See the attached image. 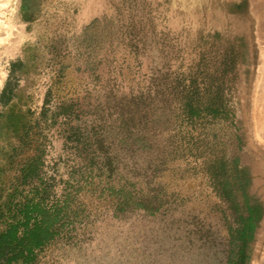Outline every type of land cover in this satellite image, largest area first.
Wrapping results in <instances>:
<instances>
[{
    "label": "rangeland",
    "instance_id": "rangeland-1",
    "mask_svg": "<svg viewBox=\"0 0 264 264\" xmlns=\"http://www.w3.org/2000/svg\"><path fill=\"white\" fill-rule=\"evenodd\" d=\"M0 12L3 178L40 153L79 210L38 264H264V0Z\"/></svg>",
    "mask_w": 264,
    "mask_h": 264
},
{
    "label": "trees",
    "instance_id": "trees-1",
    "mask_svg": "<svg viewBox=\"0 0 264 264\" xmlns=\"http://www.w3.org/2000/svg\"><path fill=\"white\" fill-rule=\"evenodd\" d=\"M11 97L7 82L0 102L6 104ZM42 166V155L36 153L25 161L10 158L8 167L17 169L9 181L0 169V264H38L42 251L58 239L70 216L79 213L72 207L75 197L70 192L49 203L50 186L42 180ZM121 195L122 203H127L129 195Z\"/></svg>",
    "mask_w": 264,
    "mask_h": 264
},
{
    "label": "bare ground",
    "instance_id": "bare-ground-1",
    "mask_svg": "<svg viewBox=\"0 0 264 264\" xmlns=\"http://www.w3.org/2000/svg\"><path fill=\"white\" fill-rule=\"evenodd\" d=\"M0 14H2L1 12H0ZM1 19V18H0ZM2 26V21L0 20V27ZM7 27V26H6ZM259 120H261V119H259Z\"/></svg>",
    "mask_w": 264,
    "mask_h": 264
}]
</instances>
